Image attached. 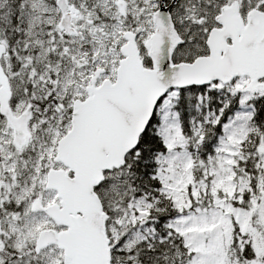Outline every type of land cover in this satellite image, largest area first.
<instances>
[{
  "label": "snow or ice",
  "instance_id": "snow-or-ice-1",
  "mask_svg": "<svg viewBox=\"0 0 264 264\" xmlns=\"http://www.w3.org/2000/svg\"><path fill=\"white\" fill-rule=\"evenodd\" d=\"M0 264H264V0H0Z\"/></svg>",
  "mask_w": 264,
  "mask_h": 264
}]
</instances>
